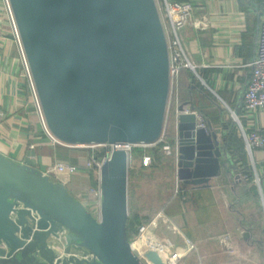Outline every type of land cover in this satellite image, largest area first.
Instances as JSON below:
<instances>
[{
  "label": "water",
  "instance_id": "obj_1",
  "mask_svg": "<svg viewBox=\"0 0 264 264\" xmlns=\"http://www.w3.org/2000/svg\"><path fill=\"white\" fill-rule=\"evenodd\" d=\"M10 3L56 138L100 146L160 141L170 58L156 0ZM186 107L173 117L177 178L186 187L209 188L228 164L218 134L197 129ZM100 184L98 221L63 183L0 155V264H145L131 248L126 151L112 152ZM145 258L168 264L154 250Z\"/></svg>",
  "mask_w": 264,
  "mask_h": 264
},
{
  "label": "crops",
  "instance_id": "obj_2",
  "mask_svg": "<svg viewBox=\"0 0 264 264\" xmlns=\"http://www.w3.org/2000/svg\"><path fill=\"white\" fill-rule=\"evenodd\" d=\"M169 1L191 2L195 8L192 25L181 33L194 70L183 69L179 74L180 105L193 107L196 112L205 116L209 133L218 134L220 142L222 137L221 148L225 146L224 123L228 113L230 116L232 113L236 114L248 133L255 130L264 133V110L246 113L243 109L245 92L252 74L251 63L256 56L264 0ZM2 31L4 34L0 35V155L43 172L59 162L71 164L84 162L86 152L54 147L45 137L25 85L17 49L8 35L9 28L4 25ZM173 117L174 114L169 119L172 128ZM235 126L243 139L240 128L237 124ZM241 142L244 149L237 154L243 166L240 171L243 175L251 177L254 182L256 171L261 177L264 175V151L257 150L250 157L244 139ZM31 145L35 148L30 149ZM235 159H237L235 155H228L224 151V163H227L228 167L222 170L219 177L212 180L209 188L186 187L181 184V193L187 194L189 199L186 198V203L182 204L180 213L170 214L181 232L173 233L162 221H157L150 232L157 252L168 256L184 252L187 250L185 239H190L196 245L197 252L187 255L182 261L183 264H192L196 260L199 262L200 258L207 261L209 256L215 257L222 253L216 234L223 231L224 223L218 215L213 217L208 213L214 208L212 204L217 203L214 200V191L221 189V186L228 190L229 197L225 195V199H229L231 206L236 203L240 206L248 204L264 211L259 188L255 183L256 187L254 185L253 187L256 188V196L252 193V186L243 184L248 178L239 182L240 189L236 190L233 187L232 184H236ZM258 165L262 166L260 171ZM43 167L46 170H43ZM56 181L63 183L69 192L72 190L77 196L75 198L82 202L86 199V191L98 184V173L91 172L89 175L79 173L71 177L62 175L58 176ZM262 184L264 185V179ZM196 211L203 213L204 220L199 216L194 217L190 224L185 216L189 212L194 215ZM233 211L231 208L230 212ZM242 217L244 221L248 219L243 214ZM250 218L256 219L255 215ZM234 221L227 224L225 230L234 232L238 223L235 224ZM157 226L165 229L166 238L157 237L155 233ZM242 238H245L244 235ZM168 241L172 242L171 247L167 245Z\"/></svg>",
  "mask_w": 264,
  "mask_h": 264
},
{
  "label": "built area",
  "instance_id": "obj_3",
  "mask_svg": "<svg viewBox=\"0 0 264 264\" xmlns=\"http://www.w3.org/2000/svg\"><path fill=\"white\" fill-rule=\"evenodd\" d=\"M157 3V1H156ZM159 15L161 22L165 31L168 51L170 58V91L167 103L166 118L164 123V129L160 141L157 144H161L163 151L167 154L172 153L173 147L166 141V125L170 119V113L174 111V114L178 113V108L181 106L178 95V77L183 69L194 70L189 55L186 48L184 47L181 33L182 31L191 26L194 20V5L191 2H176L169 0H161L157 3ZM0 35L4 34L2 27L6 25L9 28V34L12 38V42L15 45L18 52V60L20 62L23 77L25 80V85L28 89L30 100L32 101L36 115L39 119L42 131L45 137L49 140V143L54 147H61L66 149L74 150H86L87 157L86 160L79 164H71L65 162L56 163L47 168L46 173L52 179L56 181L58 176H68L79 173L90 174L91 172L98 173V184L94 187H90L86 191V199L81 203L86 207L88 211L91 212L94 218L98 221L101 219V204H102V189L100 184V171L103 164L109 159L110 155L114 150H124L128 154L129 165L134 160L133 153L137 148L144 145H132V144H117V145H69L58 138H56L50 131L44 113L41 106V102L37 93V89L33 80V76L30 70V66L27 60V56L24 50V46L21 40V36L17 27V23L13 14L10 0H0ZM206 24V23H205ZM252 74L248 87L245 92L244 106L243 109L246 113L257 112L264 110V10L262 12V17L259 25L258 39H257V49L256 56L251 63ZM186 114L193 113L197 117V129H204L209 133L208 124L206 120L195 110L192 111L191 107H186ZM238 127L241 130L246 151L253 156V153L257 150L264 151V133H260L255 130L248 133L240 120L237 119ZM175 150L178 151V140L177 137L174 141ZM30 149L35 147L31 145ZM102 148V151H97ZM177 154V153H176ZM145 164H148L147 157H143ZM262 179L257 171L255 172L254 183L259 188L261 201L264 207V185L262 184ZM182 192L181 182L177 178V188L175 194H180ZM184 200V198H183ZM157 221H162L164 225L173 233H180L181 231L174 223L173 219L168 217L164 210H162L156 217L152 218L148 223L139 225L137 227V234L133 240H131L132 250L141 258L145 264H152L145 258V254L148 251H157V246L150 237V232L153 229ZM241 236L244 234L240 233ZM187 250L184 252H176L170 256L164 255L168 264H181L183 259L189 255L191 252L196 251V245L190 240L185 239ZM143 242V246L138 248L136 245ZM224 250L232 252V254H237L235 241L230 235H226L220 240ZM167 245L171 247L173 244L171 241L167 242ZM161 254V253H160ZM163 255V254H162Z\"/></svg>",
  "mask_w": 264,
  "mask_h": 264
},
{
  "label": "rangeland",
  "instance_id": "obj_4",
  "mask_svg": "<svg viewBox=\"0 0 264 264\" xmlns=\"http://www.w3.org/2000/svg\"><path fill=\"white\" fill-rule=\"evenodd\" d=\"M156 1L158 3L161 0ZM170 114V117H172L174 111H172ZM225 117L227 123L231 124L232 126L236 125L229 113ZM166 126V141L173 147L171 154L165 153L163 151L162 145L157 143L153 145L141 146L133 153L134 160L129 165V214H131V216L139 215L141 217L154 218L170 203L171 205L169 206L168 210L179 206L178 204L181 194H175L177 188V152L174 149L176 131L174 127H171L169 121L167 122ZM79 151L86 152L84 149ZM97 151H102V148L98 149ZM144 156L147 157L148 164H145L143 161ZM235 166L237 167L235 176L236 184L233 185L237 187L239 182L246 180L248 176L243 175L240 171L243 166L239 160L236 161ZM42 169L46 170L45 167ZM261 169L262 166L258 165V170L260 171ZM221 187V189H215L214 200H216L217 203L216 205L212 204L214 208L213 210H209L208 213H210L213 217L218 215L222 219L221 222L224 223V228L222 226L223 231L216 234V236L219 237V244L223 237L230 235L235 241L236 250L238 252L237 254H232V252L224 250L220 244L222 251L220 255H215V257L209 256L207 261L200 258L198 259L200 260L199 262H196V260L192 264L195 262L196 264H264V251L262 250L261 246L257 245V243H254V240L250 243V245H245L241 242L243 236H241L240 233L245 234V231L237 227L235 229L236 232H228L225 230L227 229L226 225L231 223V221L233 222L235 220L234 223L236 224L239 221L240 215L243 214L245 217L250 219L251 216H256L258 212L262 211L259 210L261 208L257 209L254 208V206H249L248 204L240 206L239 203L233 204L231 206L232 203L229 202V199H225V195L226 197L228 196V190L225 189L224 186ZM70 193L74 197H77L72 190H70ZM187 198L189 199L188 195ZM231 208L234 210L233 213L230 212ZM261 214L262 227L264 229V211H262ZM198 216L204 220L203 213L201 214L197 211L194 213V215L190 214L189 212L185 217L188 218L187 220L191 224V219L193 220L194 217L198 218ZM155 233L159 239H164L167 236V232L164 228H162V226L161 228L159 226ZM196 252L197 248L196 251H193V253ZM181 264H183V262Z\"/></svg>",
  "mask_w": 264,
  "mask_h": 264
},
{
  "label": "trees",
  "instance_id": "obj_5",
  "mask_svg": "<svg viewBox=\"0 0 264 264\" xmlns=\"http://www.w3.org/2000/svg\"><path fill=\"white\" fill-rule=\"evenodd\" d=\"M178 91L180 93V85L178 83ZM182 102V101H181ZM181 104V103H180ZM184 105V104H182ZM201 116L206 120L205 116L203 114H201ZM207 121V120H206ZM224 127L226 130V137L224 139L225 142V146H223L221 148L223 155H224V151L228 154V155H235V157L237 158V160H239V158L237 157V154H240V151H243V145L241 142L243 139L241 138V136L239 135L238 130L236 129V127L227 122L224 123ZM240 139V140H239ZM234 158V157H233ZM236 160V161H237ZM240 161V160H239ZM237 170V169H235ZM236 174V171H235ZM243 184H247L249 187H253V185L255 186L253 179L250 177H248V181L246 183ZM233 185V184H232ZM231 185V186H232ZM235 186V185H233ZM256 187V186H255ZM255 187H253V191L252 193L256 196V192H255ZM236 190L241 188V185H238L237 187L235 186ZM181 194L180 197V201H179V206L176 208H173L171 210H168L169 206L171 205V203L164 209L165 214L171 218L170 214H175V213H180L182 210V204H185V200L187 198V194ZM179 194V195H180ZM184 198V200H183ZM260 210V209H259ZM262 211L258 212L256 214V219L255 218H250L247 219L246 221L243 220L242 215L239 216V221L237 223V228H240L241 230L247 232L249 234V238H242L241 242L245 245H250V243L253 241L254 243H257V245L261 246L262 250L264 251V229L262 227ZM258 218V220H257ZM151 220V218L148 217H141L139 215H134V216H129V223H128V229H129V235H130V239L133 240L137 234V227L139 225L148 223ZM256 238V239H254Z\"/></svg>",
  "mask_w": 264,
  "mask_h": 264
},
{
  "label": "bare ground",
  "instance_id": "obj_6",
  "mask_svg": "<svg viewBox=\"0 0 264 264\" xmlns=\"http://www.w3.org/2000/svg\"><path fill=\"white\" fill-rule=\"evenodd\" d=\"M143 242H140V243H138L136 246L138 247V248H140V247H142L143 246Z\"/></svg>",
  "mask_w": 264,
  "mask_h": 264
}]
</instances>
